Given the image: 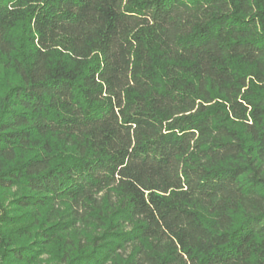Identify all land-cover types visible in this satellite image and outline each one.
Returning a JSON list of instances; mask_svg holds the SVG:
<instances>
[{
    "label": "trees",
    "instance_id": "trees-1",
    "mask_svg": "<svg viewBox=\"0 0 264 264\" xmlns=\"http://www.w3.org/2000/svg\"><path fill=\"white\" fill-rule=\"evenodd\" d=\"M4 71L0 264H264V0H0Z\"/></svg>",
    "mask_w": 264,
    "mask_h": 264
},
{
    "label": "rangeland",
    "instance_id": "rangeland-1",
    "mask_svg": "<svg viewBox=\"0 0 264 264\" xmlns=\"http://www.w3.org/2000/svg\"><path fill=\"white\" fill-rule=\"evenodd\" d=\"M3 74H5L6 75V77L7 78H12V72L11 71H4V72H1L0 73V78L2 77V75ZM3 85L1 84V81H0V96H1V94L3 93V91H4V88L2 87ZM0 194H2V200H3V202L1 203L2 205L1 206H3V208H9L10 207V203H9V200L14 196V194H15V189L14 190H0ZM2 209L0 208V211H1ZM15 212V214H21V212H23V211H20V212H18V211H14ZM24 224H29V223H23V224H18L19 225V227L20 226H25ZM18 225H16V226H14V227H12V228H14L15 230L13 231V236L15 235V232H16V230L18 229L17 228V226ZM26 225V226H27ZM31 228H33L34 230H35V227H32V225L30 226ZM17 228V229H16ZM52 247L54 248V247H56V249H55V251L51 254H49V253H46V252H43L41 255H39V257L40 258H42L43 260H49V258H50V256H51V260H55L54 259V257L57 255V253L59 252V248H60V245L58 244H55V243H53V245H52ZM49 248V247H48ZM60 254H61V252H60Z\"/></svg>",
    "mask_w": 264,
    "mask_h": 264
}]
</instances>
